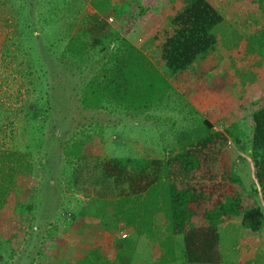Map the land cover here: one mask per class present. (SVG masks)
<instances>
[{"label":"rangeland","instance_id":"obj_1","mask_svg":"<svg viewBox=\"0 0 264 264\" xmlns=\"http://www.w3.org/2000/svg\"><path fill=\"white\" fill-rule=\"evenodd\" d=\"M240 1L213 0L222 19L212 28L215 52L204 62L213 57L215 65L202 76L191 71L181 88L160 84L156 104L132 109L110 101L82 108L79 101L69 100L70 87L81 85L89 70L99 67L96 60H104L111 52L108 46L120 39L137 47L164 74L146 28L135 21L140 7L152 6L161 13L154 21L164 22L169 0H108L96 10L90 0H0V168L13 167L12 199L30 203L18 249L10 253L0 238V264H72L94 249L110 258L126 230L112 224L110 193L104 195L89 183L93 163L122 156L163 158L179 147L178 136L191 138L201 131L203 118L212 129L237 139L230 137L226 146L243 190L251 194L243 206L255 204L262 214L255 229L240 217L219 228L221 257L213 264H264V197L250 189L255 179L248 149L250 111L264 104V48L245 46V39L264 26V12ZM86 27L92 35L82 34ZM74 31L86 42L81 60L60 53ZM72 104L70 112L67 106ZM71 140L81 155L64 154ZM10 208L5 204L0 215ZM158 213L156 235L152 240L137 237L129 264H188L178 238L162 243L168 231ZM166 245L174 248L173 258ZM160 255L165 261H155Z\"/></svg>","mask_w":264,"mask_h":264},{"label":"trees","instance_id":"obj_2","mask_svg":"<svg viewBox=\"0 0 264 264\" xmlns=\"http://www.w3.org/2000/svg\"><path fill=\"white\" fill-rule=\"evenodd\" d=\"M169 1L168 14H162L164 22L154 21L161 13L152 6L140 7L135 21L146 28L149 43L158 51L165 68L164 74L137 47L120 39L117 45L108 46L111 52L104 60L89 64L92 67L97 63L99 67L89 70L81 85L70 87L69 100L79 101L82 108H99L110 101L124 108L145 109L156 104L159 98L156 93L163 85L181 88L193 71L198 77L212 68L215 59L211 57L209 63L204 60L215 52L212 28L222 19L213 0ZM240 2L246 8L264 12V0ZM107 3L108 0H90L95 10ZM94 13H90L91 17ZM138 28L140 32L141 26ZM76 32L69 34L60 53L81 60L86 42H81ZM82 34L92 35L91 29L86 27ZM245 42L248 49L264 48V26L253 31ZM165 73L169 81L163 78ZM72 108L73 104L67 106L70 112ZM35 110L46 114L41 105H35ZM202 122L204 128L190 135L191 138L178 136L179 147L163 158L122 156L97 159L93 163L96 170L88 176L89 183L96 184L104 195L110 193L112 224L116 230L125 229L126 234L120 235L110 258L94 249L72 264H129L137 237L144 234L152 240L156 235L158 212L163 215L168 231L161 238L162 243L178 238L181 256L188 264H213L220 260L219 228L226 221L240 217L250 228L259 227L262 214L258 206H243V200L251 194L243 190L241 178L233 168V156L226 146L231 136L212 129L205 118ZM250 126L248 149L255 179L250 189L264 197V104L250 111ZM75 144V140L66 143L64 154H78ZM3 167L0 168V209L6 204L11 210L4 209L0 215V238L13 253L24 240V224L29 219L25 212L30 209V203L12 199L16 187L11 180L13 167L2 170ZM166 247L173 258L174 248ZM154 259L165 261L162 255Z\"/></svg>","mask_w":264,"mask_h":264},{"label":"built area","instance_id":"obj_3","mask_svg":"<svg viewBox=\"0 0 264 264\" xmlns=\"http://www.w3.org/2000/svg\"><path fill=\"white\" fill-rule=\"evenodd\" d=\"M125 234H126L125 232H121V233H120L121 236H124Z\"/></svg>","mask_w":264,"mask_h":264}]
</instances>
